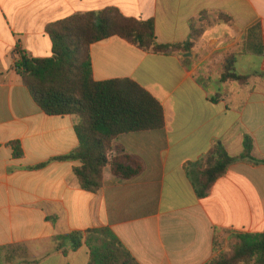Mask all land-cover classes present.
Here are the masks:
<instances>
[{
  "label": "crops",
  "instance_id": "obj_1",
  "mask_svg": "<svg viewBox=\"0 0 264 264\" xmlns=\"http://www.w3.org/2000/svg\"><path fill=\"white\" fill-rule=\"evenodd\" d=\"M108 8L153 21L161 45L184 46L193 29L202 34L191 59L120 37L90 47L95 81H134L161 103L166 120L160 131L112 141L110 160L125 154L144 171L123 180L107 166L93 194L79 185L80 163L58 160L78 148L79 118L47 116L15 64L19 51L52 57L49 26ZM255 27L264 46V0H0V264H88L85 247L56 250L53 239L93 228L112 230L139 264H207L216 230L264 234V166L233 165L205 199L195 187L197 166L218 141L236 157L249 135L253 156L264 160V77L221 82L232 55L242 74L264 72V50L245 47ZM13 142L23 158L15 157Z\"/></svg>",
  "mask_w": 264,
  "mask_h": 264
},
{
  "label": "trees",
  "instance_id": "obj_2",
  "mask_svg": "<svg viewBox=\"0 0 264 264\" xmlns=\"http://www.w3.org/2000/svg\"><path fill=\"white\" fill-rule=\"evenodd\" d=\"M221 20L230 18L220 15ZM53 41L50 58H29L19 51L16 72L31 93L37 106L50 117L76 116L78 148L61 161L81 164L75 169L81 189L96 194L103 186V172L107 166L119 179L131 180L144 171L143 165L122 154L110 160L112 141L126 133L160 131L165 128V112L161 103L130 79L95 81L90 47L111 37H120L139 48L158 54H187L191 52L201 31H194L189 42L168 46L157 42L153 21L124 17L119 10L108 8L101 12L78 14L47 29ZM246 51L262 54L264 46L258 27L246 34ZM236 55L224 66L221 82L248 85L253 78L264 77V72L240 74L236 69ZM16 158L24 153L18 142L11 143ZM243 153L231 156L222 142L214 144L199 162V177L195 182L199 199L207 198L215 183L238 163L254 167L264 166V160L253 156L254 141L245 135ZM192 164H188L187 168ZM45 164L36 168L44 167ZM236 241L231 255L226 256L222 236ZM56 250L66 245L72 251L85 247L88 264H139L116 234L107 227L76 231L53 239ZM66 254V251H64ZM207 264H264V234H234L216 230L214 257Z\"/></svg>",
  "mask_w": 264,
  "mask_h": 264
},
{
  "label": "rangeland",
  "instance_id": "obj_3",
  "mask_svg": "<svg viewBox=\"0 0 264 264\" xmlns=\"http://www.w3.org/2000/svg\"><path fill=\"white\" fill-rule=\"evenodd\" d=\"M241 69L242 68L240 66H238L237 72L240 73V74H242L241 73ZM207 85H208L209 89H211V90H215L216 89L215 85H213V84H208L207 83ZM222 243H223L222 244L223 246L222 247L220 246L219 249H221V251L226 256L231 255L232 252H233V247L235 246L236 241L234 239H232V238H229L228 235H223L222 236Z\"/></svg>",
  "mask_w": 264,
  "mask_h": 264
},
{
  "label": "water",
  "instance_id": "obj_4",
  "mask_svg": "<svg viewBox=\"0 0 264 264\" xmlns=\"http://www.w3.org/2000/svg\"><path fill=\"white\" fill-rule=\"evenodd\" d=\"M193 57V53H187L183 55V59H191Z\"/></svg>",
  "mask_w": 264,
  "mask_h": 264
}]
</instances>
